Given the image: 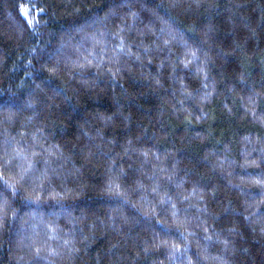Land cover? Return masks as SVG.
Here are the masks:
<instances>
[{
	"label": "trees",
	"instance_id": "16d2710c",
	"mask_svg": "<svg viewBox=\"0 0 264 264\" xmlns=\"http://www.w3.org/2000/svg\"><path fill=\"white\" fill-rule=\"evenodd\" d=\"M0 264H264V0H0Z\"/></svg>",
	"mask_w": 264,
	"mask_h": 264
}]
</instances>
